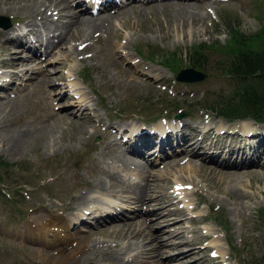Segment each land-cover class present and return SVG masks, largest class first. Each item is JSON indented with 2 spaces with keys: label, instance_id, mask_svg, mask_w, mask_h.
Masks as SVG:
<instances>
[{
  "label": "rangeland",
  "instance_id": "obj_1",
  "mask_svg": "<svg viewBox=\"0 0 264 264\" xmlns=\"http://www.w3.org/2000/svg\"><path fill=\"white\" fill-rule=\"evenodd\" d=\"M52 1L0 0V17L10 21L9 28L0 26V264L123 263L136 254L142 238L126 239L121 231L125 224L139 231L145 222L162 252L159 260L163 264H264V159L255 162L253 155V150L264 151V121L230 120L210 108L217 99L230 97L236 87L237 80L224 70L228 56L264 50V0H201L200 4L187 0L184 5L172 1L168 7L153 9L150 4L134 10L120 7L110 25L105 22L101 30L91 32L86 21L104 11L79 14L75 0H66L74 15L71 27L84 36L69 35L60 43L67 57L55 49L61 28L54 31L50 48L44 51L45 46L36 43L43 39L37 36L47 41L41 26L33 30L22 26L40 2L51 5ZM52 14L55 19L56 10ZM16 27L11 34L15 45L11 55L21 63L12 67L8 52L1 54L6 42L1 35ZM114 42L121 46V57L127 59L124 63L115 51L114 56L105 48ZM195 51L200 66L190 59ZM30 56L33 59H26ZM126 62L135 66H126ZM192 65L201 67L206 77L189 83L175 79L180 69ZM79 94L87 97L82 104L93 115L88 125L80 120L81 111L72 107ZM114 123L147 125L163 134L174 131V126L182 127V145L203 141L198 151L206 153L205 157L230 160L241 167L224 170L229 174L220 176L218 170H210L213 164L181 151L185 145L175 156L168 148V155H163L157 146L144 151L145 157L135 156L127 147L128 138L133 137L128 128L111 137L104 134ZM242 126L248 127L245 134ZM24 129L37 132L21 148L13 146L15 136ZM122 154L155 174L150 181L165 196V204L150 198L139 205L144 215L127 216L124 208L129 205L110 195L119 191L112 182L122 179L127 182L124 187L130 183L140 188L145 181L129 172L133 170L118 167ZM101 169L114 179L99 174ZM96 175L103 179L102 192L87 187ZM186 184L190 187L185 188ZM80 192H86L89 199L77 210ZM111 213L109 221L102 216ZM33 217H44V221ZM48 220L59 224H47L49 232L36 228ZM67 241L72 242L68 245ZM77 242L80 249L76 253L72 249ZM135 258L140 260V255Z\"/></svg>",
  "mask_w": 264,
  "mask_h": 264
},
{
  "label": "bare ground",
  "instance_id": "obj_2",
  "mask_svg": "<svg viewBox=\"0 0 264 264\" xmlns=\"http://www.w3.org/2000/svg\"><path fill=\"white\" fill-rule=\"evenodd\" d=\"M43 1V0H42ZM78 1V2H77ZM96 1H99V0H96ZM174 2V1H179V2H182V4L184 5V1H187V0H126L124 3L122 2H112V3H109L108 5L104 6V9H107L106 11H104V14L100 15V17H97V18H90L86 21V29L88 31H92L94 29L98 30L101 28H103L104 26V23L106 22V24L108 23V25H110V22L112 21L113 19V16H114V13H117L118 10H119V7L121 8H127L130 10H134L137 8V6H141V5H148L150 4L149 8L153 9V8H156V7H159V6H170L171 2ZM76 2V6L75 8H78V12L79 14L81 12H86V13H89L91 15H93L94 11H91V7L87 6V4H85L83 2V0H75ZM190 2V1H189ZM196 2H199V4L201 3V0H197ZM49 3V2H48ZM74 3V2H72ZM77 3L79 5H77ZM176 3V2H175ZM174 3V4H175ZM36 4V2H35ZM177 4V3H176ZM180 4V3H179ZM191 5V2L189 3ZM194 5V4H193ZM178 6V5H177ZM181 6V5H180ZM145 7V6H144ZM147 7V6H146ZM203 7V6H202ZM95 8H98L95 7ZM142 8V6H141ZM148 8V9H149ZM161 8V7H160ZM175 8H177L175 6ZM179 8V7H178ZM28 9V7H27ZM56 10V17L54 19V15L52 14V11ZM138 10V9H137ZM171 10V9H170ZM186 10V9H185ZM189 11V10H188ZM193 13V11H190ZM119 13V12H118ZM126 13V12H124ZM132 13V12H131ZM187 13V12H186ZM194 14V13H193ZM71 15V16H69ZM116 15V14H115ZM73 13H71L69 11V7H67L66 5V0H53L51 2V5H47L46 3H39V5H37V7L33 9L32 11V18L30 20H28L26 23H24L22 26H24L23 28L27 27L29 28V30H33V29H36L37 26H41V28L43 29L44 32H46V34L42 33L43 35H46V39L47 41L45 40V38L43 36H37V37H40V38H43L44 39V42H42V40H39V39H36V43L40 46H45L46 49H44V51H46L48 48H50V41H51V38L54 36V31L59 27L62 29V31H60L55 37H56V42L58 44V46L55 48V49H59V52L66 56L62 49L63 47L61 46V42L63 40H65V38L67 39V37L69 35L71 36H75L76 38L78 37H81L83 36V33L81 34L80 31L78 30H74L73 27H71V24H72V19L71 17H73ZM80 16V15H79ZM184 16V15H183ZM182 16V17H183ZM187 16V15H186ZM189 16V15H188ZM195 16V15H194ZM90 17V16H89ZM92 17V16H91ZM198 17V16H197ZM36 18V19H35ZM36 21H35V20ZM190 19V18H189ZM182 20V18H181ZM180 20V21H181ZM75 21V20H74ZM176 21V20H175ZM83 23V22H82ZM81 23V24H82ZM75 24V22L73 23ZM168 24V23H167ZM174 24V23H173ZM180 24V23H179ZM85 25V24H84ZM169 25V24H168ZM176 25V24H175ZM172 26V25H171ZM83 27V26H82ZM170 27V26H168ZM182 27V26H181ZM187 27V26H186ZM177 28V27H175ZM19 29V27H16V28H13L12 29V32L9 33L10 30H7L6 31V34L3 33L1 36L4 37V40L6 41L2 46V52L1 54H5L8 52V55L9 58H8V65L12 66V67H17L16 64H20L21 62L17 59V57L15 55H11V52L12 51H15L14 49H12V47H15V45H13L11 43V40H12V37H11V34L12 33H15L17 30ZM174 29V28H173ZM184 29V28H183ZM24 30V29H23ZM39 30V29H38ZM42 31V32H43ZM109 31V30H108ZM171 31V30H170ZM174 31V30H173ZM186 31V30H185ZM41 32V31H40ZM49 32H50V36H49ZM86 31H84L85 33ZM106 32V31H104ZM100 33V32H99ZM187 32H185L186 34ZM173 34V33H171ZM15 35V34H14ZM87 35L90 37H92L91 33L87 32ZM86 35V40L87 39H90L88 36ZM95 35V34H94ZM116 37L120 36V33L117 32V34L115 35ZM84 37V36H83ZM94 38V37H93ZM107 38V37H106ZM182 38V37H181ZM79 39V38H78ZM85 39V38H84ZM85 40V41H86ZM121 40V39H120ZM14 42H16V40L13 39ZM66 41V40H65ZM114 41V40H113ZM55 42V41H54ZM53 43V42H52ZM65 43V42H64ZM63 45V44H62ZM119 45V43H118ZM116 45V43H109L108 46H106L105 48H107L110 52H112V54L114 55L113 51H115L116 55L118 56L117 58L119 59V61H123V63L125 61H127L126 57L125 56H122L121 57V53H120V48L121 46H118ZM125 46V45H124ZM17 47V46H16ZM36 47V46H34ZM37 48V47H36ZM103 48V47H102ZM123 49V48H122ZM102 50V49H101ZM125 50V49H124ZM52 52V51H51ZM46 55V54H45ZM63 56V57H64ZM102 56V55H101ZM109 56V55H108ZM115 56V55H114ZM103 58V57H102ZM116 58V59H117ZM128 58V57H127ZM28 60L30 59H33L31 56L30 58H26ZM132 59V58H131ZM5 64V63H4ZM126 66H135L133 64H129L126 62L125 64ZM158 65V64H157ZM130 68V67H129ZM132 69L139 75H142L143 76V72H141V70L139 71V69L137 67H132ZM138 69V70H137ZM118 70V69H117ZM13 71V70H12ZM131 72V71H130ZM125 74V73H123ZM13 75H17V73L13 72ZM122 75V74H121ZM61 76V75H60ZM1 77V76H0ZM123 77V76H122ZM128 77V76H126ZM65 78V77H64ZM133 78V77H132ZM6 79V78H5ZM3 80L2 78H0V81ZM131 80V79H129ZM61 81V80H60ZM128 81V80H127ZM64 84V83H63ZM72 86L75 85V83L71 84ZM73 91L75 94H77L78 92V89L76 87L73 88ZM72 91V92H73ZM70 95H68V98ZM78 98V102L76 104V106L73 104L72 107H75L78 109V111H81V121H85L86 124H90L93 122V115L90 114V108L89 107H86L85 105L82 104V101L87 99V97H84L83 95L79 94L77 96ZM83 98V99H82ZM53 115V114H52ZM64 115V114H63ZM68 115V114H67ZM56 117V116H55ZM67 117V116H66ZM48 118V117H47ZM50 118V117H49ZM53 118V117H52ZM51 120V119H50ZM62 120V119H61ZM54 121V120H52ZM45 122V121H44ZM80 122V121H79ZM98 122L100 123L101 121L98 120ZM243 122V121H242ZM39 125V124H38ZM54 125V124H53ZM56 125V124H55ZM221 125V124H220ZM32 126V125H31ZM30 126V127H31ZM185 126V125H184ZM41 127V126H40ZM54 127V126H53ZM89 127V126H88ZM161 127V126H159ZM28 128V127H27ZM56 128V127H55ZM127 128L131 131L130 133L133 134L136 133L135 135H133V137L131 138H128L130 139V143H127V147L130 149V152L131 154H137V155H144V151H148V147H151V143H154L155 146H157V150L162 152L163 155H166L168 153H166V150L165 149H170L171 150V153H169L170 155L172 156H175L177 155V153H180L181 151H184L186 150L187 153L189 152L190 154L194 155V156H197L198 158H202L203 161H207L208 163H211L213 164V167L210 168L211 171L214 172V170H218V174H220V176H225L227 174H229V172L227 171H224V170H237L239 169L241 166V164H237V163H233L232 161L230 160H226V161H218L216 159H212V158H207L205 157V155L207 154H204V153H200L198 150L200 149V147L198 146L199 144H201V142H192V144H190L189 142H186L184 145L185 147L181 150V151H177L179 149H181L184 145H182L183 143V140H184V136L182 135V133H180L179 131L182 130V127H179L177 128V126H174L172 127L174 129V131H170L168 133H160L159 131L157 132V129H156V132L154 131H149V130H146L142 127H134L133 124H127L126 127L124 126H121V125H118L116 123H114L110 128H106V130H104V134L106 136H112L114 135L115 133H119L121 132L120 129L122 130H127ZM207 128V127H206ZM242 128L244 129L242 132L245 134V131L248 129L247 126H242ZM220 129V128H219ZM49 130H52L49 129ZM54 130V129H53ZM187 131V130H186ZM36 130L34 129H24V130H20L15 136V139L12 143L13 146H17L19 148H21L23 145H25V142L31 140V138L34 136V134H36ZM250 132V131H249ZM248 131L246 133H249ZM42 133V132H41ZM129 133V132H128ZM40 134V133H38ZM125 136V134H123ZM110 136V137H111ZM115 143L117 141H114ZM245 144V143H244ZM20 145V146H19ZM103 145V144H102ZM198 146V147H197ZM248 146V145H247ZM14 148V147H13ZM108 148H111L109 146L106 147V149ZM113 148V147H112ZM111 148V149H112ZM209 148V147H208ZM234 148V147H233ZM119 149V148H118ZM252 150V149H251ZM127 151V150H126ZM185 151V152H186ZM207 151V150H206ZM233 151V150H232ZM254 153L253 155L255 156V162L257 161V159L259 158H263L264 159V151L262 150H253ZM113 152V151H112ZM216 152V151H215ZM241 152V151H240ZM250 152V151H249ZM109 153V152H108ZM125 153V152H123ZM156 154V153H155ZM222 154V153H221ZM240 154V153H239ZM132 155V156H134ZM161 155V154H160ZM127 158H126V157ZM123 156L122 154V157L120 159H118L119 161V166L120 169H124V170H133V171H129L131 173H135L136 175H138V177H141V180L145 181L144 182V186L142 185L140 188H138L135 184H127L129 186H123L126 185V181H123L122 179H120V181L118 183H113L112 182V187H118L119 188V191L114 193L112 192L110 195L112 197H115L117 199H119L122 203H126L128 204V208H124V212L127 213V216H135V215H144V213L139 210V205L141 204H146L147 201L152 198L153 200H155L156 202H158L159 204H165L166 202L163 200V198L165 197L163 195V193H161V191H157L156 188L158 189V186H156L155 184L153 185L152 182L150 180L152 179H155V174H152L150 172V170H145L143 169L141 166L136 165L134 163H131L129 161H127V159H129V156L128 155H125ZM136 156V155H135ZM167 156V155H166ZM251 156V155H250ZM163 157V156H162ZM133 158V157H131ZM135 158V157H134ZM141 158V157H140ZM170 158V157H169ZM144 159V158H143ZM131 160V159H130ZM134 160V159H133ZM145 160V159H144ZM156 160V159H155ZM170 160V159H169ZM253 161V160H252ZM148 162V161H147ZM165 164L167 163L166 161L164 162ZM240 163V162H239ZM245 163V162H244ZM170 162H168L167 164V168L169 166ZM255 163H253L254 165ZM132 165V167H131ZM145 166V165H144ZM172 166V165H171ZM202 167L204 165H201ZM200 167V166H199ZM117 168V167H116ZM113 170V169H112ZM209 170V171H210ZM114 172V171H112ZM97 173V172H96ZM99 174H102L104 176H106L109 181H112L114 179V175L111 174L108 170H105V169H101L99 172ZM97 173V174H98ZM117 174V173H116ZM215 175V173L213 174ZM97 178H95L93 180V182H88L87 184V187H92V188H95L96 191L98 190V192H100L101 190L104 189V182H103V179L102 177L96 175ZM118 176V175H117ZM217 176V175H216ZM157 178V177H156ZM116 179V178H115ZM128 179V178H127ZM159 182V181H158ZM189 182V181H188ZM187 183V182H185ZM184 183V184H185ZM183 184V183H182ZM135 185V187H134ZM140 185V184H138ZM181 187H183V185L180 184ZM186 186L185 188H189L190 185H184ZM160 190V188H159ZM81 191V190H79ZM194 192L197 191V190H193ZM192 191V192H193ZM102 192V191H101ZM79 193V192H78ZM86 192H80V194L77 196V199H78V202H75V206L78 208L77 210H82V207H84L85 203L88 201V196L85 195ZM151 194H154L153 196ZM164 196V197H163ZM166 199V198H164ZM71 204V203H70ZM122 205V204H121ZM70 206L73 207V205L71 204ZM66 207L68 209H71L72 207ZM82 206V207H81ZM124 206V205H123ZM127 206V205H126ZM118 207V206H117ZM90 208H92V210L98 212L100 210H97L96 206H91ZM94 208V209H93ZM100 209V208H99ZM121 209V208H120ZM103 210V209H102ZM114 210V208H113ZM119 210V209H118ZM122 210V209H121ZM80 212V211H79ZM93 212V211H92ZM102 212H105L104 210ZM100 213V212H99ZM110 213V212H109ZM125 213H124V216H125ZM117 214V213H116ZM116 214H113L114 217H116L117 215ZM122 214V213H121ZM112 213L110 215H102L104 217V219H109L108 217H112L111 216ZM73 216V215H72ZM83 216V215H82ZM123 216V214H122ZM52 217V216H51ZM73 218V217H72ZM82 218V217H81ZM101 218V217H99ZM32 219H40L42 222L44 221V217L42 218H39V217H33ZM84 220V218H83ZM94 221V220H93ZM109 221V220H108ZM70 222V220H69ZM59 222L58 221H54L52 220V222L50 220L47 221V223H43L41 224L39 227L36 226V228H40L42 229L43 231H48L51 230L49 227H46L47 224H51V225H58ZM91 223V222H90ZM106 223V222H105ZM104 224V222L102 223ZM106 224H104L103 226H105ZM124 226V225H123ZM125 228H124V231H121L122 234L124 235V238L126 239H136L138 240V237H141L140 239L142 240V242L138 245V250H136V254L134 256L131 257V259L127 260V261H122L123 263H119V264H135L137 262H143V264H151L152 262H158V264H163L159 259L160 257L162 256V252L159 250V246L156 244L155 240H154V237H153V233L149 232V229H150V225H149V222H145L144 223V227L145 228H139L140 230L139 231H136L133 229V227L130 225V224H125ZM97 227V226H96ZM101 227V226H100ZM31 228V227H30ZM148 228V231H146L145 229ZM120 233V232H119ZM120 234V235H122ZM48 236V235H47ZM52 238H55V236H53ZM64 238H66V236H64ZM130 241V240H129ZM68 242V241H67ZM72 241H69L68 242V245L71 243ZM152 242H155V245H152ZM132 243V242H131ZM98 244V243H97ZM192 244V243H191ZM96 243H93L92 244V247H95ZM99 245V244H98ZM74 249H72V251H77L80 249V242L78 243H75L74 245ZM63 248H66V247H63ZM60 253H63V255L65 256L66 253H64V250H60ZM217 252H215L216 254ZM140 255V260L137 261V259L135 258L137 255ZM62 256V257H64ZM214 256V255H213ZM61 257V258H62ZM62 260V259H60ZM69 260V259H68ZM77 260L74 259V261ZM188 264H193V263H188ZM222 264V262H221Z\"/></svg>",
  "mask_w": 264,
  "mask_h": 264
},
{
  "label": "trees",
  "instance_id": "obj_3",
  "mask_svg": "<svg viewBox=\"0 0 264 264\" xmlns=\"http://www.w3.org/2000/svg\"><path fill=\"white\" fill-rule=\"evenodd\" d=\"M254 50L234 53L223 65L225 73L237 83L230 97L217 99L215 105L210 106L218 116L230 120L250 117L264 121V50ZM198 54L195 51L190 59L198 61L200 66ZM192 66L202 70L199 66Z\"/></svg>",
  "mask_w": 264,
  "mask_h": 264
},
{
  "label": "water",
  "instance_id": "obj_4",
  "mask_svg": "<svg viewBox=\"0 0 264 264\" xmlns=\"http://www.w3.org/2000/svg\"><path fill=\"white\" fill-rule=\"evenodd\" d=\"M1 20H5L6 23L5 24H2L0 22V26L3 27V28H7L9 26V20H8V18H6V17H0V21ZM205 75H206L205 73H203V72H201L199 70H196L193 67H187V68L181 69L177 73L176 78L178 80H181V81L192 82V81H198V80L203 79L205 77ZM183 114H184V112H182L178 116H182Z\"/></svg>",
  "mask_w": 264,
  "mask_h": 264
}]
</instances>
